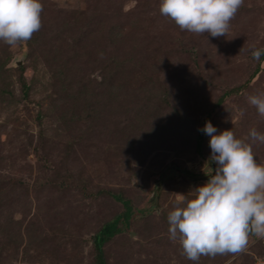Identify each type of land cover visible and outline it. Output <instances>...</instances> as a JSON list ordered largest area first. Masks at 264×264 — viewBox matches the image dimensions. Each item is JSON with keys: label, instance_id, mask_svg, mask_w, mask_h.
Returning <instances> with one entry per match:
<instances>
[{"label": "rangeland", "instance_id": "374dc122", "mask_svg": "<svg viewBox=\"0 0 264 264\" xmlns=\"http://www.w3.org/2000/svg\"><path fill=\"white\" fill-rule=\"evenodd\" d=\"M40 2L29 41H0V264H96L94 235L123 211L106 191L133 211L103 244L105 264L264 259V238L250 235L243 251L190 261L167 220L175 194L193 199L216 167L210 137L201 156L195 139L217 98L257 67L264 0H244L219 38L181 31L160 0ZM261 92L264 62L208 121L250 143L264 164V144L248 138L253 128L264 134L247 100Z\"/></svg>", "mask_w": 264, "mask_h": 264}, {"label": "clouds", "instance_id": "9594fccd", "mask_svg": "<svg viewBox=\"0 0 264 264\" xmlns=\"http://www.w3.org/2000/svg\"><path fill=\"white\" fill-rule=\"evenodd\" d=\"M244 0H160L159 12L181 31L213 38L226 36ZM40 0H0V41L9 46L29 41L41 28ZM264 49H254L260 61ZM264 118V92L247 97ZM240 115H244L241 110ZM210 137L209 160L216 164L207 183L196 187L195 197L183 194L168 213L169 238L178 240L182 255L198 262L201 256L243 251L250 235L264 238V164L253 148L232 130H218L210 121L199 129ZM248 138L264 144V134L251 129Z\"/></svg>", "mask_w": 264, "mask_h": 264}, {"label": "trees", "instance_id": "16d2710c", "mask_svg": "<svg viewBox=\"0 0 264 264\" xmlns=\"http://www.w3.org/2000/svg\"><path fill=\"white\" fill-rule=\"evenodd\" d=\"M262 62H264V55H261L260 61H258L257 67L255 68L254 72L250 76L251 77L250 79H252L260 71V64ZM249 81H247L246 83L242 85H239L237 87H233L231 89L224 91L217 98L211 110H209L205 118L206 122L209 120V116L212 114V112L216 110L218 107H220L226 98H228L229 96L233 94H237L241 92L247 86ZM22 88H23L24 96H27L28 86L24 82L22 83ZM206 137L207 135H205L202 131L198 130V133L195 139V150L198 156L202 155L201 154L202 146H203V143ZM105 194H107L113 200L121 204V206L123 207V211L118 216H116L114 219L104 224L102 228L98 231V233L94 235L93 246L95 250L96 264H105L104 254H103V249H102L103 244L109 241L115 235L122 233L124 229L128 227L129 222L132 218V211H133V206H132L131 201L123 197L121 194H115L111 191H106Z\"/></svg>", "mask_w": 264, "mask_h": 264}, {"label": "water", "instance_id": "95a60500", "mask_svg": "<svg viewBox=\"0 0 264 264\" xmlns=\"http://www.w3.org/2000/svg\"><path fill=\"white\" fill-rule=\"evenodd\" d=\"M15 65H16V66H20V65H21V60L16 61ZM201 179H203V180H207V177L205 176V177H202Z\"/></svg>", "mask_w": 264, "mask_h": 264}, {"label": "built area", "instance_id": "2783aa9c", "mask_svg": "<svg viewBox=\"0 0 264 264\" xmlns=\"http://www.w3.org/2000/svg\"><path fill=\"white\" fill-rule=\"evenodd\" d=\"M255 264H264V259H259Z\"/></svg>", "mask_w": 264, "mask_h": 264}, {"label": "flooded vegetation", "instance_id": "af4514ba", "mask_svg": "<svg viewBox=\"0 0 264 264\" xmlns=\"http://www.w3.org/2000/svg\"><path fill=\"white\" fill-rule=\"evenodd\" d=\"M213 167H214V166H213ZM211 174H214V170H213V172H212ZM211 174L208 175V179L210 178L209 176H210ZM205 176H207V175H205Z\"/></svg>", "mask_w": 264, "mask_h": 264}]
</instances>
